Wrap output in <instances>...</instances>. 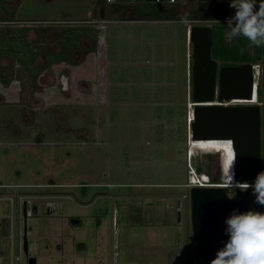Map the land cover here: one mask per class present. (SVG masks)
<instances>
[{
  "label": "rangeland",
  "instance_id": "obj_1",
  "mask_svg": "<svg viewBox=\"0 0 264 264\" xmlns=\"http://www.w3.org/2000/svg\"><path fill=\"white\" fill-rule=\"evenodd\" d=\"M194 4L192 0L180 4L181 13ZM99 6L96 0H20L17 4L15 17L24 20L19 24L51 25L41 45L56 46L66 25L95 26L99 36L89 57L67 65L70 78L65 92L56 82L45 87L38 84L36 77L9 57L0 59V71L13 80L8 85L0 83V180L5 183L0 197L16 214L23 190L54 194L62 211L47 220L50 231L46 232L68 236L73 231L88 246L78 258L40 247L38 264L72 260L113 264L115 247L117 264H195L189 188L185 186L188 165H201L221 180L230 170L229 163L225 166L229 151L230 161L234 160L230 139H197L210 143L193 147L188 158L193 114L188 27L210 23L182 19L181 13L162 19L159 8L167 4L151 0H115L104 5L103 17ZM5 24L18 23L0 21V27ZM34 37L31 31L29 38ZM87 45L84 41L80 49ZM40 62L37 58L36 63ZM260 64L263 94L259 99L264 101V58ZM64 66H52L56 78ZM81 79L91 83L89 91L79 88ZM37 86L40 90H30ZM261 109L264 163L263 104ZM17 180L57 184L12 185ZM249 198L250 208L259 210L251 193ZM96 208L102 211L98 225L94 216H88ZM72 213L84 219L81 226L71 229L67 215Z\"/></svg>",
  "mask_w": 264,
  "mask_h": 264
},
{
  "label": "water",
  "instance_id": "obj_2",
  "mask_svg": "<svg viewBox=\"0 0 264 264\" xmlns=\"http://www.w3.org/2000/svg\"><path fill=\"white\" fill-rule=\"evenodd\" d=\"M192 45L190 80L193 104L189 139H230L234 151V180H252L262 171L261 105L254 103L260 68L252 62L220 64L211 55V24L188 27ZM254 66H258L253 71ZM243 99L239 103L221 104L216 100ZM214 178V177H213ZM216 179V178H215ZM224 185L189 188L190 220L195 241V264H209L217 249L227 239L225 217L234 209L250 208V190H235ZM178 219L180 202L177 203ZM115 228H118L117 222ZM118 241L116 231L115 245ZM118 262L115 247V264Z\"/></svg>",
  "mask_w": 264,
  "mask_h": 264
},
{
  "label": "flooded vegetation",
  "instance_id": "obj_3",
  "mask_svg": "<svg viewBox=\"0 0 264 264\" xmlns=\"http://www.w3.org/2000/svg\"><path fill=\"white\" fill-rule=\"evenodd\" d=\"M19 1L20 0H10L5 3V6H12L14 9H16V6L19 3ZM97 3L100 6L111 4V3H105L104 1L101 3L99 2ZM0 12L2 14V16L0 17V21L5 22V23H8L10 21L18 23L15 25L5 24L1 26L0 29L4 27L20 28L22 26H31V29H29L27 32V37L29 38V33L33 31L35 34V37L34 39L29 38V40L36 41L37 43L43 42L42 38L44 34L40 35L39 34L40 32L38 33V31H36L34 27L43 26V27L52 28L51 25L19 24L21 21H24V20H18L15 17V13H14V18L8 20L3 17L1 8H0ZM26 21H29V20H26ZM84 26H87V25H84ZM62 29L63 27L61 28V30ZM48 30L49 29H47L45 32H47ZM84 41H87L88 45L85 46L83 49H80V46L84 45ZM55 44L56 46L49 45V46H45V48L51 47V50H55V51L58 50L60 47L59 42H58V37L56 38ZM90 46H91V42L89 41V39L86 36L82 35L79 38L78 45L76 46V48L73 49L71 53V56H70L71 61L61 60L59 62H56L58 64L60 63L65 64V66L58 73L59 75L57 78L55 77V74H54L55 72L52 69V66L56 63H52L51 65H48V66L42 65L44 63V60L42 57L38 55L35 57L34 63H35V66L37 67L40 66L41 68L34 75L31 73L30 70L20 65L18 61H13V63L16 66H21L25 68L29 72L30 75L36 77L37 83L42 85L43 87L50 85V84H54L56 82V84L59 85L65 92L66 89L69 87V78H70V70L67 65H72V64L83 62L88 52L95 51V50L90 49ZM3 57L5 56H1L0 59H2ZM37 58H40L41 60L39 64L36 63ZM0 72L4 73L3 71H0ZM0 83H3L4 85H8V84L13 83V80H10V78L8 77L7 82L0 81ZM78 85H79V88H81L82 90H87L90 88L89 81L85 79H81ZM20 88L21 87L18 84L17 90H19ZM30 90L34 92V91L40 90V88H38V86L36 88L31 87ZM67 95H69V93ZM26 112L29 113L27 110ZM21 117L24 122L25 116H23L22 114ZM48 180L40 184L34 183V182L24 183V182L17 180L12 185H16L20 187L28 186V188H32L33 186H36V185L52 186V185L57 184L54 181H48ZM2 186H5V183L0 180V187ZM23 191H24V195L23 194L21 195L19 212H17L16 214H14L13 212L9 210L10 209L9 202L5 198L0 197V264H38V252H39L40 247H44L45 249L54 248L56 249V252H60L61 254L66 255L68 253V254H71V256H75L76 258L80 257V254H82V252L86 251L88 248L83 238H78V235L75 234L73 231L72 232L70 231V234H69L70 236L69 235L67 236L64 234L68 238L67 237L65 238L63 234L57 233L54 231L46 232L47 229L50 231V227H49L47 220L50 217L52 218L53 216L59 214L62 211L61 201H59L58 198L56 197L53 198L54 194H49V193L39 194L36 191L33 192V190H30V189H26ZM0 192L2 193L5 191L0 190ZM96 204L98 203H94V205ZM104 213L107 215L108 210L106 211L104 210ZM89 214L88 216L90 217L94 216V221L97 223V225L101 223V219H100L102 215L101 209H99V211L97 209L94 215H92V213H89ZM114 214H115V211L113 213V216ZM83 216L84 215L75 214V213L69 214L67 215V224L71 227V229L75 227H79L83 223V219H84ZM68 264H78V262L76 261L74 262V260H72ZM82 264L84 263L82 262ZM113 264H115L114 257H113Z\"/></svg>",
  "mask_w": 264,
  "mask_h": 264
},
{
  "label": "trees",
  "instance_id": "obj_4",
  "mask_svg": "<svg viewBox=\"0 0 264 264\" xmlns=\"http://www.w3.org/2000/svg\"><path fill=\"white\" fill-rule=\"evenodd\" d=\"M10 0H0V8L2 9L3 17L5 19H13L15 9L12 6H5V3ZM101 3L103 0H96ZM181 3H174L167 6H161L159 14L164 15L162 19H172L174 16L181 13L179 8ZM234 9L229 7V3L223 2H195L192 8L186 12L181 13L182 19H191L198 21H209L212 26V46L211 55L214 59L218 60L221 64H240L243 62H252L260 65V61L264 58V47H256L251 45L246 39L242 37H236L228 39L226 37V26L222 21L227 17L234 14ZM99 16L105 15V7L103 5L99 8ZM180 15V16H182ZM161 18V17H160ZM219 21L220 23H217ZM212 22V23H211ZM217 24H214V23ZM205 24V23H202ZM50 27H34L40 35ZM31 26H22L20 28L4 27L0 29V57L7 56L13 61H18L20 65L27 68L34 75L36 74L40 66H35V57L38 55L43 58L44 63L42 65H51L52 63L59 62L61 60L71 61V53L79 43V38L83 35L86 36L91 42L90 49L95 50L98 42L99 29L95 26L84 25H66L61 30L58 36L59 49L51 50V47L45 48L41 43L31 41L27 37L28 30ZM192 62V61H191ZM41 65V66H42ZM263 71V68L261 69ZM262 75V72H261ZM258 79L256 93L258 100L260 95L263 94L262 84ZM0 81L7 82L8 77L4 73L0 72ZM191 81V80H190ZM262 101V100H260ZM204 143H210L209 141ZM212 143V142H211ZM203 144H196V147ZM227 149L226 144H220ZM233 153V152H232ZM234 154V153H233ZM232 154V155H233ZM234 161V160H232ZM198 171H204L201 165L196 166ZM209 173V172H208ZM226 179L231 180V171L227 170V174L224 176ZM259 212H264V207L257 206ZM261 208V209H260ZM261 210V211H260Z\"/></svg>",
  "mask_w": 264,
  "mask_h": 264
},
{
  "label": "clouds",
  "instance_id": "obj_5",
  "mask_svg": "<svg viewBox=\"0 0 264 264\" xmlns=\"http://www.w3.org/2000/svg\"><path fill=\"white\" fill-rule=\"evenodd\" d=\"M234 14L227 17L225 26L228 38L242 37L251 45L264 47V0H229ZM219 23V21H217ZM258 66H254L253 71ZM231 188L229 199L235 198V190H250L254 203L264 207V170L251 182L234 180V161H229ZM227 239L217 249L209 264H264V212L248 209L233 210L224 220Z\"/></svg>",
  "mask_w": 264,
  "mask_h": 264
},
{
  "label": "built area",
  "instance_id": "obj_6",
  "mask_svg": "<svg viewBox=\"0 0 264 264\" xmlns=\"http://www.w3.org/2000/svg\"><path fill=\"white\" fill-rule=\"evenodd\" d=\"M103 1L105 3H112L115 0H103ZM151 1L156 2V3L171 5L174 3L183 4V3H186L188 0H151ZM192 1L195 3L196 1H199V0H192ZM200 1L211 2V3H215V2L229 3V0H200ZM255 64H257V63H255ZM257 65L259 66V64H257ZM239 102H234L231 100H228V101L216 100L214 103L230 104V103H239ZM254 103H259L260 105H262V104L264 105V101H260L258 99ZM261 111H262V109H261ZM261 114H262V112H261ZM191 156H192L191 153H188L189 159H191ZM262 170H264V163L262 166ZM252 180H249L248 182H251ZM230 181L231 180L226 179L224 176L221 178V180L215 179L207 171H198L195 166H193L191 163H189L188 170H187V181L185 182V186H187L188 188H190L191 186H216V185L228 186Z\"/></svg>",
  "mask_w": 264,
  "mask_h": 264
},
{
  "label": "bare ground",
  "instance_id": "obj_7",
  "mask_svg": "<svg viewBox=\"0 0 264 264\" xmlns=\"http://www.w3.org/2000/svg\"><path fill=\"white\" fill-rule=\"evenodd\" d=\"M231 101H234V102H239V101H243V99H233V100H231ZM253 102H255V99L253 100ZM193 105V104H192ZM192 120V116H190V121ZM226 139H221V138H211V141H213V142H216V141H225ZM227 141H229V140H227ZM188 143H189V149H190V151H189V153H191V150H192V148L193 147H196L195 145L196 144H205V143H198L197 142V139H189L188 140Z\"/></svg>",
  "mask_w": 264,
  "mask_h": 264
},
{
  "label": "crops",
  "instance_id": "obj_8",
  "mask_svg": "<svg viewBox=\"0 0 264 264\" xmlns=\"http://www.w3.org/2000/svg\"><path fill=\"white\" fill-rule=\"evenodd\" d=\"M98 36H99V35H98ZM91 52L93 53L94 51H90V52H88L87 55H86V57H85V59H86L87 57H89L90 54H92ZM88 54H89V55H88ZM90 89H91V83H90V88L87 89V90H84V92H85V91L87 92V91H89Z\"/></svg>",
  "mask_w": 264,
  "mask_h": 264
},
{
  "label": "snow or ice",
  "instance_id": "obj_9",
  "mask_svg": "<svg viewBox=\"0 0 264 264\" xmlns=\"http://www.w3.org/2000/svg\"><path fill=\"white\" fill-rule=\"evenodd\" d=\"M229 148H230V146H229ZM226 150H228V149H226ZM230 159H231V153H230V151H229V159L225 161V166H226V167H227V165H228Z\"/></svg>",
  "mask_w": 264,
  "mask_h": 264
}]
</instances>
